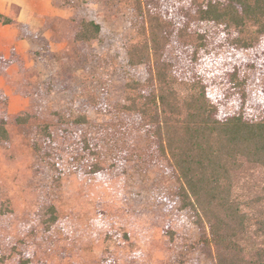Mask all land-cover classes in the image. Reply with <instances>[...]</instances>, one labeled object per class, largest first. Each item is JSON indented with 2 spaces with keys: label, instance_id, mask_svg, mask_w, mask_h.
Returning <instances> with one entry per match:
<instances>
[{
  "label": "trees",
  "instance_id": "obj_1",
  "mask_svg": "<svg viewBox=\"0 0 264 264\" xmlns=\"http://www.w3.org/2000/svg\"><path fill=\"white\" fill-rule=\"evenodd\" d=\"M134 5L141 38L128 46V64L144 65L146 78H130L119 103L95 100V119L67 112L57 129L40 124L35 150L60 170L55 157L69 132L79 138L92 175L107 169V157L121 172L131 156L165 163L180 208L200 230L193 247L210 264H264V0ZM0 23L26 27L5 13ZM101 32L99 22L83 18L75 39L91 43ZM31 118L25 113L16 121ZM134 133L148 139L142 152L131 149ZM9 139L4 116L0 140ZM51 210L47 226L58 220Z\"/></svg>",
  "mask_w": 264,
  "mask_h": 264
},
{
  "label": "rangeland",
  "instance_id": "obj_2",
  "mask_svg": "<svg viewBox=\"0 0 264 264\" xmlns=\"http://www.w3.org/2000/svg\"><path fill=\"white\" fill-rule=\"evenodd\" d=\"M60 5L66 15L34 28L25 22L19 47L8 58L0 54V119L7 116L10 134L0 140V264H210L193 247L200 230L180 208L165 163L131 156L121 172L107 157V169L92 175L79 138L69 132L55 157L60 170L35 150L40 124L57 129L67 112L95 119V100L119 103L130 78L147 76L144 65L128 64L127 48L141 38L134 0ZM19 11L13 6L10 16ZM83 18L102 25L99 39H75ZM17 30L18 24L0 29V37L6 41ZM25 113L33 118L17 123ZM130 140L139 152L148 143L140 133ZM52 205L58 220L47 226Z\"/></svg>",
  "mask_w": 264,
  "mask_h": 264
},
{
  "label": "crops",
  "instance_id": "obj_3",
  "mask_svg": "<svg viewBox=\"0 0 264 264\" xmlns=\"http://www.w3.org/2000/svg\"><path fill=\"white\" fill-rule=\"evenodd\" d=\"M60 2L61 0H0V13L10 15L13 13V6L19 5L20 11L16 15V19L20 22H28L34 28L44 25L47 17L66 15V10L61 7ZM12 26L0 23V29H9ZM20 32L21 30L15 31L14 36L6 41H3L0 37V54L8 58V55L19 47L21 42ZM3 42L6 44L1 45ZM22 43H25V41Z\"/></svg>",
  "mask_w": 264,
  "mask_h": 264
}]
</instances>
